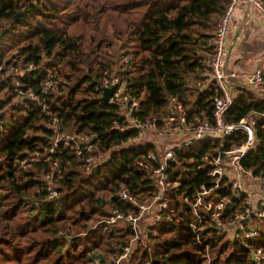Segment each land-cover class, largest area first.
<instances>
[{
	"label": "trees",
	"instance_id": "obj_1",
	"mask_svg": "<svg viewBox=\"0 0 264 264\" xmlns=\"http://www.w3.org/2000/svg\"><path fill=\"white\" fill-rule=\"evenodd\" d=\"M230 1L0 0V264L116 263L135 233L124 221H107L115 210L138 214V205L127 203L122 190L137 204L158 194L152 172L137 164L157 147L151 141L131 143L133 129L111 128L113 118L125 121L117 105L101 100L98 80L116 69L125 92L141 98V120L166 115L172 95L190 115L211 120L217 93L206 80L208 61ZM49 72L57 80L53 91L42 94ZM198 80L208 84L194 91ZM28 92L40 102L23 95ZM253 112H264V99L249 88H234L225 120L238 122ZM54 123L62 131L93 136L94 156L102 157L100 151L106 157L88 169L70 146L54 143ZM254 136V147L240 163L264 175L263 118L256 120ZM245 139L239 130L177 151L167 169V207L146 241H133L127 261L119 264H207L208 258V264H257L251 252H264V218L258 237L229 240L212 227L193 232L190 224L197 219L183 201L194 200L200 185L210 186L216 152ZM51 171L58 196L47 200L44 177ZM221 198L230 199L221 214L225 220L242 210L246 194L234 195L224 177L210 196L213 202Z\"/></svg>",
	"mask_w": 264,
	"mask_h": 264
},
{
	"label": "built area",
	"instance_id": "obj_2",
	"mask_svg": "<svg viewBox=\"0 0 264 264\" xmlns=\"http://www.w3.org/2000/svg\"><path fill=\"white\" fill-rule=\"evenodd\" d=\"M238 4H244L256 10L264 19V0H231L224 16L218 24L216 36L214 39V53L208 61L209 80L214 82L216 96L213 98L212 119H202L199 115H190L184 103L176 95L168 98V113L161 117H152L150 119L141 120L137 114L140 112L141 98L130 95L125 92V83H123L118 74L104 71L99 78L96 90H100L101 95L104 88L116 85V89L108 103L117 105L119 115L123 117L125 124L118 119L113 118L111 128L119 131L135 130L137 136L130 141L137 143L139 141H150L149 137L153 135H168L169 140L164 144L165 151L163 157L160 158L158 153H149L145 159H140L137 164L141 167L148 168L154 176V182L158 188V194L148 204H137L135 198L126 190L120 192V196L127 203L138 205V214L134 215L131 212L124 213L115 210L112 216L108 219V223L114 224L118 221L128 223L134 230L135 237L128 245H125L117 259L116 264L121 260L126 259L131 251L132 243L137 238L138 221L145 213L152 211L154 218H151L145 227L147 236L151 232V226L159 218V212L167 207V202L164 199L169 183V175L167 173L168 165L175 160L176 152L185 146H190L196 141H201L207 138H223L231 135L239 130L246 134V139L241 145H231L228 149H221L216 152L211 161V169L208 171L210 186L206 187L203 184L196 191L195 198L190 199L184 197L183 201L187 203L196 216L197 222L191 223L190 227L193 232L198 229H206L212 227L221 231L232 230L231 240H240L246 242L258 237V227L254 223L262 221L264 218V175H254L250 170L242 167L241 158L254 147L256 141L254 136V124L257 119H252L253 115L264 119V112H253L242 118L238 122H227L224 118L225 112L232 102L233 93L230 89V82L239 77L250 84L251 90L264 99V71L260 68L255 69L252 73L244 75L233 71H227V34L230 17L233 9ZM130 59L129 57L126 61ZM57 76L53 72H49L43 82L42 94L48 91H53L54 82ZM207 86V83L200 80L195 81L192 85L194 91L202 90ZM25 97L40 102V96L34 92L23 94ZM159 120L161 121L159 124ZM56 122V120H55ZM53 140L54 143L63 142L70 146L77 157H82L89 169L95 162L103 159V157H95L93 150L95 148L94 137L80 133H69L62 131L57 123L53 125ZM168 143V144H167ZM40 159V158H39ZM35 159V160H39ZM158 165L155 167L154 164ZM53 170L58 169L56 163L53 165ZM53 171L45 175L44 179L49 183L52 178ZM246 176L248 188L244 186ZM226 177L231 186L232 193L239 195L246 194V200L242 210L232 218L225 220L221 219L226 205L230 199L221 198L217 202H213L209 197L215 195V190L222 186V178ZM175 185V183H174ZM258 185V189L253 187ZM57 193L49 189L46 197L48 200L55 199ZM251 196H256L257 202L252 204ZM198 241V232L195 233ZM252 258L257 264H264V252L261 248L252 250ZM209 258L207 260V264Z\"/></svg>",
	"mask_w": 264,
	"mask_h": 264
},
{
	"label": "crops",
	"instance_id": "obj_3",
	"mask_svg": "<svg viewBox=\"0 0 264 264\" xmlns=\"http://www.w3.org/2000/svg\"><path fill=\"white\" fill-rule=\"evenodd\" d=\"M227 49V71L239 75L250 74L257 68L264 71V19L252 7L238 4L233 9L228 26ZM206 80L210 82L209 77ZM205 83L208 84L207 81ZM236 87L251 89L250 84L239 77L230 82L232 93ZM151 218L152 215L146 216L143 223L146 224Z\"/></svg>",
	"mask_w": 264,
	"mask_h": 264
},
{
	"label": "rangeland",
	"instance_id": "obj_4",
	"mask_svg": "<svg viewBox=\"0 0 264 264\" xmlns=\"http://www.w3.org/2000/svg\"><path fill=\"white\" fill-rule=\"evenodd\" d=\"M116 44L115 45H117L118 47H119V45L120 44H122V42H119V41H116L115 42ZM118 47H115V50H117V48ZM116 54V56H115V59L116 58H118V54L117 53H115ZM120 63H122V61L121 60H119V62H118V64H117V66H119V64ZM115 71H117L116 69H113L112 70V72L114 73ZM258 97H260L259 95H258ZM252 119H259L258 118V116H256V115H253L252 116V118H251V120ZM149 140L151 141V142H153V143H155L156 144V147H157V153H158V155H159V157L160 158H162L163 157V153H164V151H165V146H164V144H166V142L169 140V137H168V135H153V136H150L149 137ZM168 144V143H167ZM99 153L100 154H102L101 156L104 158V157H106V156H104V155H107V153H102V152H100L99 151ZM33 158H34V160L35 159H39L40 158V156L39 155H34L33 156ZM244 177V180H245V183H244V186L246 187V188H248V181H250L251 179H249L248 177H246V176H243ZM48 185H49V189L50 190H53L54 191V189L52 188L53 186H52V181H50L49 183H48ZM169 187V185L167 186V188ZM254 189H258V185H255L254 187H253ZM155 198V197H154ZM153 198V199H154ZM210 198V197H209ZM152 199V200H153ZM251 199H252V204L253 205H255L256 204V202H257V197L256 196H251ZM154 214L152 211H149V212H147V213H145V215L141 218V219H139V221H138V227H137V238H140L141 240H145L146 241V236H144V234H145V227L147 226V223H148V221L146 222V224H144L143 223V220L146 218V216H149V215H152V214ZM152 218H154V215H152ZM256 224V226L257 227H260V221H256L255 223H254V225ZM223 233H224V237H225V239H229V240H231L230 238H231V233L233 232L232 230H225V231H222ZM134 243V242H133ZM133 245V244H132ZM97 254H99V252H97ZM127 260L125 259L124 260V262H126ZM94 262L95 263H98V260H97V258H95L94 259ZM117 262V261H116ZM116 264V263H115Z\"/></svg>",
	"mask_w": 264,
	"mask_h": 264
},
{
	"label": "water",
	"instance_id": "obj_5",
	"mask_svg": "<svg viewBox=\"0 0 264 264\" xmlns=\"http://www.w3.org/2000/svg\"><path fill=\"white\" fill-rule=\"evenodd\" d=\"M19 14H20V12H18L14 16V19H16L19 16ZM115 89H116V85H113V86L108 87V88H104L103 91H102L101 100L103 102H108V100L110 99V97L114 93Z\"/></svg>",
	"mask_w": 264,
	"mask_h": 264
}]
</instances>
